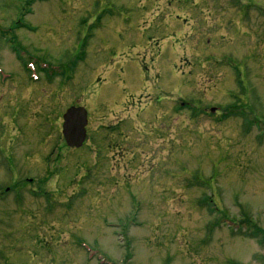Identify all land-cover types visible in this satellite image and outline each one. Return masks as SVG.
<instances>
[{
	"label": "rangeland",
	"instance_id": "1",
	"mask_svg": "<svg viewBox=\"0 0 264 264\" xmlns=\"http://www.w3.org/2000/svg\"><path fill=\"white\" fill-rule=\"evenodd\" d=\"M262 9L0 0V264H264ZM72 106L88 111L79 148ZM243 217L259 237L231 227Z\"/></svg>",
	"mask_w": 264,
	"mask_h": 264
},
{
	"label": "trees",
	"instance_id": "2",
	"mask_svg": "<svg viewBox=\"0 0 264 264\" xmlns=\"http://www.w3.org/2000/svg\"><path fill=\"white\" fill-rule=\"evenodd\" d=\"M35 0H28L29 4H32ZM30 11V10H29ZM19 27H28L22 23H18L16 26H14V28H12V38H15L16 35H14L13 31L15 28H19ZM12 49L15 53H17L18 57L20 60H22L25 64V68H28L29 73L31 72V70L28 67V64L26 66V63H28L26 61V53L21 51V45L19 42H17V40H12ZM41 66V63H39ZM41 69L49 75V78H52L55 75H64V73L66 72V68L64 70L63 67L61 66H51V65H43L41 67ZM229 113L232 114H236V115H240V116H245L243 110L239 107V106H231L230 108L227 109ZM232 228H234V230L236 229L237 232H246L249 231L248 233H251L250 235L254 236V237H259V235L262 234L263 229L256 223L253 222V220H251L250 217H243L238 223H234L233 225H231ZM263 241V239L261 240V242Z\"/></svg>",
	"mask_w": 264,
	"mask_h": 264
},
{
	"label": "water",
	"instance_id": "3",
	"mask_svg": "<svg viewBox=\"0 0 264 264\" xmlns=\"http://www.w3.org/2000/svg\"><path fill=\"white\" fill-rule=\"evenodd\" d=\"M62 134L72 148L82 147L87 139L88 112L86 108L70 107L63 115Z\"/></svg>",
	"mask_w": 264,
	"mask_h": 264
},
{
	"label": "flooded vegetation",
	"instance_id": "4",
	"mask_svg": "<svg viewBox=\"0 0 264 264\" xmlns=\"http://www.w3.org/2000/svg\"><path fill=\"white\" fill-rule=\"evenodd\" d=\"M262 13H264V9H262ZM165 88H168V83L167 84H165V86H164V89L163 88H161L160 89V92L162 93V92H164L165 94H167L165 91ZM163 94V93H162ZM167 97H174L173 95H171L170 94V96H169V94L167 95ZM170 100H171V98H170ZM158 103H163V101H158ZM182 105H184V104H182ZM171 111H173V112H175V108L173 107H171ZM213 112V111H212ZM164 118H166V115H163V117H162V120L164 119ZM112 127V126H111ZM110 126H106V128H111ZM26 179L27 180H29L30 182L29 183H32V179L31 178H27L26 177ZM37 180H39L40 181V179H37ZM21 185V187H19L18 189H17V187H18V185ZM25 184V182H24V180H23V178L15 185V191H16V197H17V200H19V199H21V197H23V191L26 189V186L24 185ZM17 189V190H16ZM11 189L10 188H8L7 189V191H10ZM33 192V191H32ZM34 193V192H33Z\"/></svg>",
	"mask_w": 264,
	"mask_h": 264
}]
</instances>
